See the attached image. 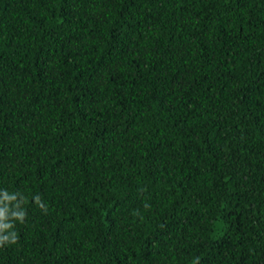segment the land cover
<instances>
[{
    "label": "trees",
    "instance_id": "obj_1",
    "mask_svg": "<svg viewBox=\"0 0 264 264\" xmlns=\"http://www.w3.org/2000/svg\"><path fill=\"white\" fill-rule=\"evenodd\" d=\"M5 237L0 264H264V0H0Z\"/></svg>",
    "mask_w": 264,
    "mask_h": 264
},
{
    "label": "clouds",
    "instance_id": "obj_2",
    "mask_svg": "<svg viewBox=\"0 0 264 264\" xmlns=\"http://www.w3.org/2000/svg\"><path fill=\"white\" fill-rule=\"evenodd\" d=\"M37 203H39V198L38 197H37ZM41 207H43V205H41ZM24 218H25L24 214H21L20 221L23 222ZM5 240H7L6 237L5 238H0V244H3V242ZM8 242L15 243L16 242V234H14L12 239L10 241H8Z\"/></svg>",
    "mask_w": 264,
    "mask_h": 264
}]
</instances>
